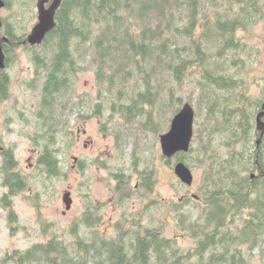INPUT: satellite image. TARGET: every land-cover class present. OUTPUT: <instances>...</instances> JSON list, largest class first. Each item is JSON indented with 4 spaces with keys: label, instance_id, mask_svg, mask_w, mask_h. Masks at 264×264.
Returning a JSON list of instances; mask_svg holds the SVG:
<instances>
[{
    "label": "trees",
    "instance_id": "1",
    "mask_svg": "<svg viewBox=\"0 0 264 264\" xmlns=\"http://www.w3.org/2000/svg\"><path fill=\"white\" fill-rule=\"evenodd\" d=\"M263 19V0H62L56 26L34 46L24 43L27 33L16 34L18 25L6 23L4 32L18 43H3L10 62L14 63L16 49L25 48L31 51L36 67L32 88H40L39 105L30 121L35 127L30 139L41 149L38 163L48 175L61 171L56 145L62 133L69 134L67 116L76 111V103L68 106V102L76 97L72 94L74 78L86 61L95 67L102 89L115 95L112 112L125 115L127 121L148 116L143 125L156 133L168 128L170 117L184 102L176 84L190 78L198 91L194 106L198 128L193 142H200L174 157L191 169L194 163L205 169L196 196L202 205L200 213L195 217L180 213L181 227L196 243L187 253L163 229L144 226L139 217L117 223L114 237L99 229L86 237L82 226L95 228L100 220L87 211L73 223L72 239L54 234L26 250L7 252L0 264H249L251 253L245 256L244 244L250 251L264 250V177L246 175L257 165L250 141L260 101L249 98L247 90L240 93L245 81L237 74L246 63L237 55L246 47L240 31ZM154 110L162 116L158 120L153 118ZM101 112L102 104L94 107V113ZM199 118L204 122L199 123ZM161 122H168L167 128H160ZM225 134L228 152L223 154L221 146L214 145V135ZM239 143L241 151L237 150ZM140 145L137 142L131 156L135 162ZM161 158L173 165L172 158L163 154ZM17 164L15 148H8L3 166L7 190L0 201L12 234L18 220L14 195L25 187L24 177L14 172ZM117 170V191L128 199L130 178L125 179L124 168ZM137 172L140 190L152 193L157 169L147 165ZM190 201L188 196L172 202L171 207L180 211ZM157 202L151 199L146 208ZM239 216L242 226L237 224ZM45 226L44 234L50 224Z\"/></svg>",
    "mask_w": 264,
    "mask_h": 264
},
{
    "label": "rangeland",
    "instance_id": "2",
    "mask_svg": "<svg viewBox=\"0 0 264 264\" xmlns=\"http://www.w3.org/2000/svg\"><path fill=\"white\" fill-rule=\"evenodd\" d=\"M37 1H11L9 7L2 10L1 14L5 23L18 25L15 29L16 34H29L38 22ZM239 35L242 36L246 47L239 51L237 57L245 62L246 66L241 69V72L237 71L240 69L237 67L234 73L239 72L237 77L245 81L239 90L240 93L247 90V96L257 100L264 89V19L257 20L245 32L241 30ZM13 56L16 57L12 64V71L9 73L10 98L0 104V113H3L4 119L2 126L4 146L15 148L18 173L24 177L25 187L18 191L13 199L18 218L15 234L11 233L8 213L0 201V259L9 251L26 250L54 234L72 239L73 223L88 208L92 211L97 209L100 220L95 228L82 226L81 233L86 237L94 229L105 232L108 237H114L118 234L117 223L121 221L126 223L133 217H139L144 226L163 229L165 236L175 239L185 253L194 248L195 240L181 227L180 216L182 212L191 213L192 217L200 213L202 205L198 202L199 199L193 196H198L197 194L201 192L205 167L194 163L196 165L192 168L195 176L194 183L192 186H187L174 172V166L178 162L176 157L172 159V166L162 160L160 136L170 129L174 115L170 117L169 126L168 122L165 125L163 122L160 123L161 125L158 123L160 128L163 129V126L168 128L156 133L143 125L148 116L142 115L127 121L125 115L113 113L111 106L115 101V95H108L107 91L102 89L95 67L86 61L79 67L74 78L72 94L76 97L68 102V106L69 103H76V111L67 116L69 134L62 133L56 145V150L59 149L61 171L56 176H50L38 163L36 152L41 149L35 147L30 139L35 129L30 121L34 118V112L39 105L40 88H32L33 80L37 76L36 67L30 50L16 49ZM193 86L190 78H185L181 83L176 84L177 95H182L184 99L182 106L190 102L188 101L190 96L193 98L190 103L193 106L196 105L198 91L194 90ZM98 104H102V112L94 113V107ZM67 112L68 110L66 114ZM161 117L157 110H154V120ZM198 120L199 123L204 122L203 118ZM197 128L198 124L195 122V132ZM133 133L135 135L131 136L130 134ZM118 135L120 139H124V143L118 140ZM214 137V145L217 148L221 146L220 151L226 154L228 148L224 146V141L228 139L227 135H214ZM89 141L91 143L86 147V142ZM137 142L141 145L138 147L139 154L136 159L138 161L135 162L131 156ZM199 142L200 140L196 139L193 146L198 147ZM242 148V143L237 144L238 151ZM75 156L84 160L83 170L73 167ZM147 165L157 169V175L152 179L154 184L152 193L138 188L140 180L137 171L145 169ZM120 167L125 169L123 172L125 179L130 178V188L133 190V192L130 190L131 199L130 197L122 199L123 192L117 191L119 182L115 175L119 173L117 168ZM251 173V171L246 172V175ZM4 176L5 174L2 175L0 172V199L7 190L4 185ZM154 181L157 182L154 183ZM67 191L71 192L73 198L71 209H67L63 200ZM188 196L191 199L190 204L183 210L172 209V202L176 203L179 199ZM151 199L157 200V204L146 208V204ZM240 217L242 216H239L237 224L242 226ZM45 224H50L46 234L43 228ZM242 250L245 256L249 255L248 252L251 253L249 264H264V250L261 247L250 251V247L244 244Z\"/></svg>",
    "mask_w": 264,
    "mask_h": 264
},
{
    "label": "water",
    "instance_id": "3",
    "mask_svg": "<svg viewBox=\"0 0 264 264\" xmlns=\"http://www.w3.org/2000/svg\"><path fill=\"white\" fill-rule=\"evenodd\" d=\"M50 0H38V22L35 24L31 32L26 36L24 43L30 45H39L46 38L48 32H50L56 26L55 15L62 0H53L52 3L47 6ZM5 6V2L0 0V9ZM3 26V21L0 17V30ZM5 38V41H8ZM5 52L3 47V40L0 39V71L5 68ZM1 83V73H0ZM264 111L260 112L257 116V129L261 131V137L258 139L260 144L262 137L264 136ZM196 117V110L190 102H186L182 108L174 115L170 129L161 134V148L162 153L167 158H173L179 152H189L193 143L195 130L194 123ZM174 172L179 177L181 182L187 186H192L194 183V172L188 164L184 161H178L174 166ZM255 177V174H252ZM196 197V196H195ZM197 198V197H196ZM63 200L66 203L67 209H70L73 204V198L71 192L67 191Z\"/></svg>",
    "mask_w": 264,
    "mask_h": 264
},
{
    "label": "flooded vegetation",
    "instance_id": "4",
    "mask_svg": "<svg viewBox=\"0 0 264 264\" xmlns=\"http://www.w3.org/2000/svg\"><path fill=\"white\" fill-rule=\"evenodd\" d=\"M5 2V6H3L0 9V17L3 21V26L1 27L0 30V39L3 40V43H7L10 44L11 46H17L18 43L15 42H11L9 39V36L4 32L6 29V23L4 21V18L2 17V10L6 9L9 7L11 1H17V0H3ZM53 0H50L49 3H47V6H49L52 3ZM5 38H8V41H5ZM4 47V46H3ZM4 52H5V62H6V66L5 68H2L0 73H1V83H0V104L5 101H8V99L10 98V85L9 83L11 82V78H10V71L12 68V63L10 62V58H9V53L6 50V48L4 47ZM6 98V99H5ZM258 100L260 101L259 104L260 106L257 107V112L255 114V117L252 121V135H251V141H250V145L252 146V151L254 152L255 156H256V167L254 168V170L251 173V178L252 174H255V177L261 175L262 177H264V163H263V158H264V136L262 137V140L260 142V144H258V139L261 137V131H259L257 129V116L260 112L264 111V89H263V93L258 97ZM84 116V115H83ZM263 121H264V116H263ZM4 124V119H3V113H0V172L3 175L4 171H3V166L4 165V161H5V153L8 151V147L4 146V134L2 131V126ZM85 132V130H84ZM91 142H86V147L89 146ZM37 153V160L39 162V157H40V150ZM173 159V158H172ZM260 160H262V162H260ZM74 165L73 167L78 169V170H83V168L85 167L84 165V160H82V158H79L78 156H75L74 158ZM263 163V164H262ZM18 165L14 168V172L18 173V169H17ZM40 167V165H39ZM138 188H139V184H138ZM70 192V191H69ZM137 193H139V190L137 189ZM1 196H4V194H2ZM131 199V197L129 198ZM72 208V207H71ZM70 208V209H71ZM94 212V216L95 217H100L99 214H97V209L92 211L91 208H88L87 210H85V212ZM85 212L82 214V216H80L79 219H83Z\"/></svg>",
    "mask_w": 264,
    "mask_h": 264
}]
</instances>
